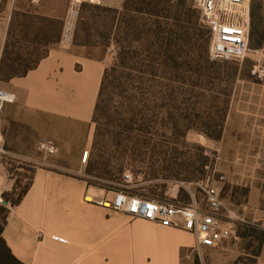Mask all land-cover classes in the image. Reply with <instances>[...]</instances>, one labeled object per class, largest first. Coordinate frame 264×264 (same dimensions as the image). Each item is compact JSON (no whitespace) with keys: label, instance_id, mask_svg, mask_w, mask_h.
<instances>
[{"label":"rangeland","instance_id":"1","mask_svg":"<svg viewBox=\"0 0 264 264\" xmlns=\"http://www.w3.org/2000/svg\"><path fill=\"white\" fill-rule=\"evenodd\" d=\"M174 1L162 2L158 16L147 14L136 18L140 31L132 41L123 40L121 44L107 40V29L115 21L114 14L106 9L118 10L120 15L116 18L120 19L124 0H105L98 5L104 11H94L88 8L91 4L86 5L81 13L84 18L81 26L88 24L94 39L105 44L107 68H115L108 89L107 109L99 125L55 123L19 110L14 101L5 105L1 117L7 148L18 155L38 159L41 157L38 142L52 138L59 151L49 160L61 168L83 173L93 183L112 185L116 189L122 186L128 191L165 182L168 184L165 191L157 192V198L165 202L178 200L179 186L186 190L191 184L195 199L204 208L202 194L192 184L211 175L214 162L207 156L210 150L197 138L188 140V134L203 136L196 130L203 118L217 119L227 107L236 84L249 79L250 71L264 61V0H250L249 48L255 52L248 53L243 61H231L234 64L215 68L204 60V33L186 29L192 13H180L172 6ZM186 1L193 5L200 23L205 26L194 0ZM68 3L69 0H40L36 4L31 0H0V41L8 20L17 26L33 17L38 24V19L35 20L38 12L50 13L48 18L56 26L62 22ZM24 12L29 13V19L21 16ZM121 38L118 35L119 41ZM0 89L7 91L9 86L0 83ZM10 91L15 93L16 89L11 87ZM50 127L55 129L54 134L50 133ZM159 148L171 152L170 157L174 154L178 165L165 166L167 179L161 174L160 179L145 181L150 179V172L160 169V164L153 162L156 159L150 158L152 150ZM84 151L89 152V158L82 166ZM124 153H128V158L122 157ZM201 156L208 159L204 169ZM88 167L94 172L88 174ZM33 170L32 165L13 158L1 160L3 193L0 199L3 195L10 197L12 191L16 199L29 183ZM128 174L134 177L133 181H125ZM250 241L249 250L253 253L259 244L258 234Z\"/></svg>","mask_w":264,"mask_h":264},{"label":"crops","instance_id":"2","mask_svg":"<svg viewBox=\"0 0 264 264\" xmlns=\"http://www.w3.org/2000/svg\"><path fill=\"white\" fill-rule=\"evenodd\" d=\"M79 41L77 31L68 48L59 42L50 46L36 69L4 84L19 110L55 123H92L108 55L102 45ZM259 67L236 84L219 141L188 134V140L197 138L218 157L217 175L225 177L221 200L239 218L224 220L232 232L229 239L197 251L192 233L110 209L106 204L113 191L48 157L53 168H34L21 202L7 206L2 238L11 254L22 264H193L195 257L201 264H264V235L257 254L249 250L252 237L264 233V77ZM2 186L0 177V198Z\"/></svg>","mask_w":264,"mask_h":264},{"label":"built area","instance_id":"3","mask_svg":"<svg viewBox=\"0 0 264 264\" xmlns=\"http://www.w3.org/2000/svg\"><path fill=\"white\" fill-rule=\"evenodd\" d=\"M39 1L31 0L34 4ZM103 2L105 0H69L62 20L60 45L68 48L73 43L82 5L85 3L101 5ZM194 6L200 12L203 24L210 31L209 60L243 61L248 53L255 52L249 48L250 0H194ZM259 70L264 77L263 69L259 67ZM14 101L15 96L12 93L0 89V161L13 158L34 168H53L47 162V158L57 155L59 147L52 138L38 142L37 150L41 155L38 159L18 155L7 148L1 117L5 105L12 104ZM207 156L214 162L211 175L192 184L202 194L201 201L204 203V208L195 199L190 189L191 184L185 187L191 198L188 205L143 198L130 194L122 186L113 191V199L106 205L114 211L125 213L131 219H142L163 227L181 228L192 233L196 239L197 251L215 247L232 236L231 230L224 225V220H239V218L221 200L220 192L225 183V177L217 175V155L210 151ZM88 158L89 152L84 151L81 157L82 166L87 163ZM124 178L126 182L134 180V177L129 174ZM177 220L180 221V225Z\"/></svg>","mask_w":264,"mask_h":264},{"label":"trees","instance_id":"4","mask_svg":"<svg viewBox=\"0 0 264 264\" xmlns=\"http://www.w3.org/2000/svg\"><path fill=\"white\" fill-rule=\"evenodd\" d=\"M170 0H124L122 5L123 16L120 19H117L120 15L119 11L116 9H106L109 12L114 14L113 22L115 21L114 26H110L107 29V40H113L114 43L121 44V42L132 41L135 34H137L140 29L137 24H139L138 18L141 15H150V16H158L160 14V5L162 2ZM88 4H83L81 8V13L84 11V7H87ZM180 13L187 14L192 13L190 19V23L186 29L192 30H201L203 32L204 45L206 47L205 50V63L207 62L209 66L212 67H224L229 66L230 64H234L231 61H211L208 57V48L210 44V31L207 27L203 26L199 21L198 12L193 8V5L186 0H176L173 2V5ZM88 8L93 9L94 11H104L102 7L98 5H89ZM105 10V11H106ZM186 12V13H184ZM80 13V24L78 25V36L80 37L79 43L86 45H102L105 44L101 41H96L92 35L91 28L88 24L83 23L81 26V22L84 21V18ZM28 12L22 13L21 16L23 18L29 19ZM38 19V24L34 22V18H30L28 21L21 23L17 26L11 23L3 44L2 53L0 56V83L8 84L12 79L23 78L30 71L36 69L40 61L45 58L48 54V49L50 46L58 43L60 41L62 22H58L56 26L52 24V22L47 17H43L38 15L35 20ZM202 21V20H201ZM203 23V22H202ZM118 35H121V41L118 39ZM103 37V36H102ZM130 45V44H129ZM114 66H110L105 69L104 75L102 78V82L100 85L98 98L96 101V105L94 108V113L92 117V123L96 126L99 125L101 116L106 112L107 109V100H108V89L111 84V77L114 71ZM230 103V101H229ZM220 112L218 118H214L212 116H207L203 118L202 123L198 129H196L201 135L211 141H219L222 137L223 127L226 120L228 107ZM99 132V127H98ZM97 137V132L95 134V138ZM156 148V147H155ZM171 152L164 151L162 148L153 149L150 153V158L154 160L153 162L160 164L157 170L150 172V179L147 178L145 181H155L157 179L164 176L163 179H167L168 176L165 175L167 165L176 163V157L174 154L170 157ZM123 158H128V153H124ZM201 168H205L208 164V159L204 156H201ZM93 168L88 167L87 173H93ZM204 174V171L202 172ZM33 174V171H32ZM32 182V177L29 183L24 187V189L17 195L16 199H13L14 192L10 197L2 196L4 203H0V264H22L20 263L10 252L9 248L6 246L4 239L2 238V230L4 228L6 222V213L7 206L15 207L17 206L25 194L27 193ZM88 183L95 184L101 186L109 191H114L116 188L112 185H105L99 183H93L88 180ZM168 184L163 182L162 184L152 183L150 185L140 186L134 190H128L130 194L137 195L147 199H154L160 202H165L157 198L158 191H165V188ZM178 200L173 199L171 201L175 203H179L182 205H188L191 202L190 195L179 186L177 190ZM12 196V199H10ZM183 200V203L180 201ZM185 201V202H184ZM168 202V201H166ZM255 234V233H254ZM264 233H260L258 235L259 244L257 250L260 248L262 236ZM254 255L257 254L255 250ZM193 264H201V261L198 257H195Z\"/></svg>","mask_w":264,"mask_h":264},{"label":"water","instance_id":"5","mask_svg":"<svg viewBox=\"0 0 264 264\" xmlns=\"http://www.w3.org/2000/svg\"><path fill=\"white\" fill-rule=\"evenodd\" d=\"M0 201H1V203H4L5 204V202L3 201V199H0Z\"/></svg>","mask_w":264,"mask_h":264}]
</instances>
